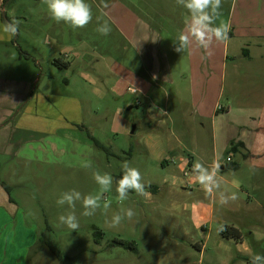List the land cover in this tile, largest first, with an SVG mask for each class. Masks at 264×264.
<instances>
[{"label": "rangeland", "instance_id": "374dc122", "mask_svg": "<svg viewBox=\"0 0 264 264\" xmlns=\"http://www.w3.org/2000/svg\"><path fill=\"white\" fill-rule=\"evenodd\" d=\"M110 1L116 9L134 8L148 16L147 48L122 36L119 20L101 0H87L93 20L75 30L53 21L41 0L0 3V24L13 17L22 21L13 40H0V180L18 207L0 236V264H248L240 255L264 252V154L229 156V146H219L215 155L209 131L219 106L213 117L223 135L233 122L247 123L241 113H262L257 127L264 133V0H223L221 19L231 23L229 43H214L207 60L198 50L196 70L190 68L189 51L174 50L188 15L175 0H105ZM102 13L112 29L107 36L96 31V16ZM71 47L101 55L97 67L74 57ZM192 84L200 94H192ZM149 86L162 97L157 106L142 94ZM195 99L209 118L195 113ZM149 136L162 143L156 155L147 148ZM168 136L183 147L172 150ZM215 158L221 166L229 164L220 174L237 192L235 202L221 205L192 179L193 162L211 165ZM124 161L140 170L148 193L130 192L124 202L135 210L133 220L111 229L99 210L93 217L81 216L77 202L80 227L71 231L60 225L58 216L69 209L57 206L56 199L73 188L95 194L92 172L97 169L112 174L113 190L106 196L112 211L118 210L115 181ZM173 176L183 182L173 183ZM221 227L238 229L245 243L224 237ZM41 237L59 248L62 261Z\"/></svg>", "mask_w": 264, "mask_h": 264}, {"label": "clouds", "instance_id": "9594fccd", "mask_svg": "<svg viewBox=\"0 0 264 264\" xmlns=\"http://www.w3.org/2000/svg\"><path fill=\"white\" fill-rule=\"evenodd\" d=\"M2 3V0H0ZM46 6L49 17L56 23H65L73 30L87 27L93 20V10L87 0H41ZM104 9L108 8L105 0H101ZM177 6L186 9L184 28L173 40L174 50L185 54L189 50H201L204 54L202 60L209 59L212 55L214 43L228 44L231 31V23L221 19L223 0H175ZM106 13L96 16L98 27L96 31L104 36L111 32L108 20L103 17ZM102 21V22H101ZM219 21V23H217ZM22 21L13 17L9 21L0 24V40L11 41L19 34ZM85 167L91 168L90 163ZM122 176L115 181V192L119 208L112 211V202L106 194L113 190L114 178L106 171L94 170L92 178L98 186L95 194H83L75 188L60 193L55 203L57 206H68L66 213L58 216L60 225L66 226L71 231H77L80 227L79 218L76 214V205L79 202L83 208L80 213L83 217H93L98 210L105 216V224L111 229H118L125 221H131L136 212L131 207H125L124 202L129 199L130 192L139 196H147L146 186L140 170L128 161L121 163ZM192 179L199 185L205 195L218 200L221 205L235 202L238 194L230 191L223 175L220 174L219 164L205 165L201 160H196L191 167ZM173 183L183 182L178 177H170ZM223 231L221 227L219 229ZM249 264H264V254H252Z\"/></svg>", "mask_w": 264, "mask_h": 264}, {"label": "crops", "instance_id": "0c3cea01", "mask_svg": "<svg viewBox=\"0 0 264 264\" xmlns=\"http://www.w3.org/2000/svg\"><path fill=\"white\" fill-rule=\"evenodd\" d=\"M3 1V0H2ZM112 2H108L109 7H111L110 12L112 13V15H114V17L116 19L119 20L121 27H123V30L121 33L122 36L126 39L129 40L133 45H138V44H143V46L145 48H147L150 45V41L148 40V37L151 36L152 33V29L149 28L148 24L149 23V19L148 16L145 14H143L142 12H140L137 9H116V7L112 4ZM132 8V7H131ZM0 11L1 14L3 15L4 13V6H2V4H0ZM127 17V18H125ZM148 21V22H147ZM147 22V23H146ZM143 26H145L146 28H144ZM143 28V30L141 29ZM62 46V45H60ZM56 46L55 45H51L50 46V51H56ZM70 52L73 54L74 57L79 58L80 60L84 59V61L89 62L90 64H92L93 68L95 69L97 67V64L99 63L100 59H101V55H95V53L89 54L86 51H81L75 47H71L69 48ZM197 54H198V50H189V59H190V68L191 70H196V68L198 67L196 63V58H197ZM96 56H99L100 58H97ZM93 57V58H92ZM86 59V60H85ZM156 59V58H155ZM58 59H54V62H57ZM42 58L38 59V63L40 64V62H42ZM62 61V60H61ZM60 61V62H61ZM63 62V61H62ZM64 65L66 67H71L72 66V62L69 61H65L63 62ZM152 73H150L151 75ZM85 77H87L86 75H83ZM66 82L68 83L69 81L67 79H65ZM194 82H196V80H193ZM192 82V81H191ZM200 84V83H199ZM195 85V83H194ZM194 85L192 84L193 90H192V94L196 93L197 95L201 93V90H197ZM131 88L128 87V90H130ZM146 93H142L143 95L146 96L147 99H149L150 105H156L160 104L162 102V97L156 96L155 91L152 90V87L149 86L148 89H146ZM134 90H132L133 92ZM196 97V95L194 96ZM194 97L192 96V98L194 99ZM22 96L20 97L19 102H21L22 100ZM56 101V99H54ZM205 99L202 100V102ZM18 102V103H19ZM194 104V110L195 113L200 117V118H209L207 115V113H209V111L207 110L205 112V107L203 105H200V107L197 106L196 104V99L195 102L193 101ZM220 107H214L213 109V115L212 118H210V120L213 121V125L211 124L210 126V136H211V144H212V148L214 151V154L216 155V150L219 146H223V147H228L230 145L231 142H241L244 144V148H241V153L243 156L245 153H250L251 155H256L257 157H260L262 154H264V133L260 134L259 128L257 126H259V121L261 119V114L262 113H241V117L243 119V121L246 124H242L243 122H233L229 128L226 129L224 135L223 132L221 131V133L219 132V128H217L216 122L214 121V119L216 117H218V113H219ZM223 110V109H221ZM212 113V110L211 112ZM10 114V113H7ZM6 114V115H7ZM215 118H214V117ZM49 123V122H47ZM248 123H251L252 126H254L255 128L257 127L258 129H254V127L252 128H248ZM47 126V125H46ZM8 128V126H4L2 128L1 131L6 130ZM202 128L205 129L206 125L202 124ZM246 128V129H245ZM18 129H23L25 130L26 128L20 127ZM43 130L46 129V127L42 128ZM136 130V129H135ZM209 130V129H208ZM52 132H56V126H53ZM173 135V134H172ZM166 140L168 141V147H171L172 150L177 147H183V143L181 142V140L176 139L175 137H173L172 139L168 136L166 137ZM148 145L147 148L148 150H151L153 152L154 155H156L157 152H155L156 149H158L159 146H161V141L158 139V137H153V136H149L148 138ZM169 141L171 143V141L175 144H169ZM210 144V146H211ZM200 144H196V148L199 147ZM162 153H158V155H161ZM216 157V156H215ZM180 160L181 161H185L183 156H180ZM233 160V159H232ZM231 160V161H232ZM162 163H167L166 158H163L161 160ZM188 162H192V159L189 157ZM212 164H219L220 166V171L222 170V166L220 164V162L215 161ZM211 164V165H212ZM151 196V195H149ZM18 212V207L16 205L15 202H11L8 193H6V191L1 187L0 185V236L2 235V233L4 232V230L7 229L9 223L12 221V218H14L17 215ZM6 227V229H4ZM245 242H241V244H244Z\"/></svg>", "mask_w": 264, "mask_h": 264}, {"label": "trees", "instance_id": "16d2710c", "mask_svg": "<svg viewBox=\"0 0 264 264\" xmlns=\"http://www.w3.org/2000/svg\"><path fill=\"white\" fill-rule=\"evenodd\" d=\"M7 1H9V0H3V4H5ZM57 62H60V61L57 60ZM79 128H82V127L79 126ZM92 141L99 149H103L104 150L103 145L98 140L92 138ZM241 148H244V144L243 143H241V142H238V143L231 142L227 152H228V154L230 156L231 154H235L237 152H240L239 150ZM246 155L247 154L245 153L244 156H246ZM230 164H232V163L230 162ZM231 167L237 168V165L233 164V165H231ZM222 168L223 169H229V164L228 165H222ZM121 176L122 175H120L117 178L120 179ZM0 185L6 191V193H8L10 201L14 202L13 198L10 195V187L5 182H2L1 180H0ZM220 232H221V234L224 237L235 238L238 241H242L243 240L242 233L238 229H236L234 227L226 228V229H224L223 231H220ZM94 233H95L96 237H101V235H102V233L100 231H95ZM41 238H42V240H41L42 243L56 256V258L58 260L62 261L63 260V256H62L59 248L53 242H51L50 240L45 239L44 237H41ZM128 247L132 248L133 250H136V247H135V245L133 243H130L128 245ZM262 254H264V252ZM239 258L241 260L246 261L249 264L250 256H248V255H240Z\"/></svg>", "mask_w": 264, "mask_h": 264}, {"label": "built area", "instance_id": "2783aa9c", "mask_svg": "<svg viewBox=\"0 0 264 264\" xmlns=\"http://www.w3.org/2000/svg\"><path fill=\"white\" fill-rule=\"evenodd\" d=\"M227 161H228V162H231V158H230V157H228V158H227Z\"/></svg>", "mask_w": 264, "mask_h": 264}, {"label": "water", "instance_id": "95a60500", "mask_svg": "<svg viewBox=\"0 0 264 264\" xmlns=\"http://www.w3.org/2000/svg\"><path fill=\"white\" fill-rule=\"evenodd\" d=\"M134 132H135V127H133V129H132L131 133H134Z\"/></svg>", "mask_w": 264, "mask_h": 264}]
</instances>
